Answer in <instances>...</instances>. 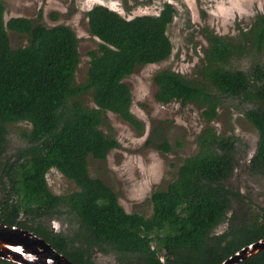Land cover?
I'll return each mask as SVG.
<instances>
[{
  "label": "trees",
  "instance_id": "trees-1",
  "mask_svg": "<svg viewBox=\"0 0 264 264\" xmlns=\"http://www.w3.org/2000/svg\"><path fill=\"white\" fill-rule=\"evenodd\" d=\"M151 1V0H149ZM176 8L166 1L159 14L131 19L103 4L87 12L99 49L90 52L85 82L77 85L79 39L65 24L49 26L27 17L5 20L0 0V222L29 229L44 238L75 264H98L97 252L114 253L116 264H222L244 246L264 238V207L249 218L229 214L240 192L226 185L236 169L237 140L206 126L198 136L199 150L186 157L176 177L155 189L152 214L129 213L118 193L101 178L93 177L88 159L105 160L120 142L111 133L106 114L121 116L137 129L141 121L132 113V91L124 80L137 66L159 63L170 57L173 42L168 34ZM39 19H43L42 11ZM8 29L24 34L28 44L13 48ZM202 76L189 79L171 68L154 76L156 99L164 104L194 103L209 123L225 98L251 105L247 120L259 133L250 170L264 175V13H257L242 41L204 29ZM253 55L249 70L235 60ZM90 92L95 107L78 98ZM31 125L26 142L8 152V126ZM172 146L164 138L156 144ZM9 154V156H7ZM56 169L77 189L55 194L47 175ZM246 215V214H245ZM65 219L71 230L56 231L46 223ZM64 221V220H63ZM229 227L216 229L223 223ZM0 264H18L0 258ZM237 264H264V249Z\"/></svg>",
  "mask_w": 264,
  "mask_h": 264
},
{
  "label": "rangeland",
  "instance_id": "rangeland-1",
  "mask_svg": "<svg viewBox=\"0 0 264 264\" xmlns=\"http://www.w3.org/2000/svg\"><path fill=\"white\" fill-rule=\"evenodd\" d=\"M174 4L176 12L169 24L168 34L173 42L170 57L159 63L139 65L125 78L132 91V113L141 121L143 129H137L108 111L106 118L111 133L120 142L105 160L88 159L91 176L101 178L119 195V201L129 213H140L146 217L152 214L150 196L155 189L166 187L177 175L183 160L199 150L198 136L202 130L212 125L218 133L237 140L236 169L226 185L240 192L241 201L234 199L229 216L243 214L249 218L261 212L264 207V175L250 170V158L256 151L259 133L244 113L249 106L238 98H225L218 108V115L207 122L201 109L194 103L183 104L174 101L159 102L156 97L157 71L171 68L189 79L202 76L204 50L208 41L204 29H211L223 36L242 41L240 29L247 30L257 13H264V0H3L5 20L11 17H27L49 26L65 24L70 26L79 39L80 64L76 72L77 85L85 82L90 62V52L99 49L100 40L91 34L87 12L97 4H103L131 19L143 14H159L164 2ZM42 11L43 19H39ZM13 48L28 44L24 34L8 29ZM260 61L264 63V56ZM253 55L235 60L236 67L249 70ZM86 107H95L92 95L86 92L78 97ZM8 152L11 154L26 144L23 133L31 125L19 122L8 126ZM166 138L172 146L167 152L156 144ZM9 156V154H7ZM48 185L55 194H65L76 190V184L55 168L47 175ZM2 194L0 191V199ZM262 208V209H261ZM246 214V215H245ZM239 217V216H238ZM64 220V221H63ZM56 217L46 223L56 231L69 232L65 219ZM228 223L221 224L216 232L227 230ZM72 232V230H71ZM167 252H160V259L166 262ZM94 260L98 264H116L114 253L97 252Z\"/></svg>",
  "mask_w": 264,
  "mask_h": 264
},
{
  "label": "water",
  "instance_id": "water-1",
  "mask_svg": "<svg viewBox=\"0 0 264 264\" xmlns=\"http://www.w3.org/2000/svg\"><path fill=\"white\" fill-rule=\"evenodd\" d=\"M264 249V238L248 244L222 264H237ZM0 258L18 264H75L29 229L0 222Z\"/></svg>",
  "mask_w": 264,
  "mask_h": 264
}]
</instances>
